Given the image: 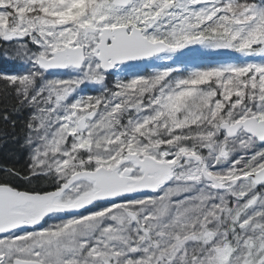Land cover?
<instances>
[{"label": "snow or ice", "instance_id": "6c2138e0", "mask_svg": "<svg viewBox=\"0 0 264 264\" xmlns=\"http://www.w3.org/2000/svg\"><path fill=\"white\" fill-rule=\"evenodd\" d=\"M0 41V264H264V0H0Z\"/></svg>", "mask_w": 264, "mask_h": 264}, {"label": "trees", "instance_id": "16d2710c", "mask_svg": "<svg viewBox=\"0 0 264 264\" xmlns=\"http://www.w3.org/2000/svg\"><path fill=\"white\" fill-rule=\"evenodd\" d=\"M0 74H13L12 61L6 55L5 42L0 41ZM3 82L0 81V86ZM89 91L95 95L98 89L93 87ZM12 98L0 90V168L23 167L28 162L26 148L23 147L24 123L30 110L12 111ZM7 112L9 119L5 120ZM15 121V124H13Z\"/></svg>", "mask_w": 264, "mask_h": 264}, {"label": "rangeland", "instance_id": "374dc122", "mask_svg": "<svg viewBox=\"0 0 264 264\" xmlns=\"http://www.w3.org/2000/svg\"><path fill=\"white\" fill-rule=\"evenodd\" d=\"M5 50L8 59L12 61L13 74H22L28 70L29 67L28 64L26 62H22L20 58H17L16 56L13 55L11 45L5 43ZM92 88H93L92 86H89L88 88L84 89V92L87 94L95 95L89 91V89Z\"/></svg>", "mask_w": 264, "mask_h": 264}]
</instances>
